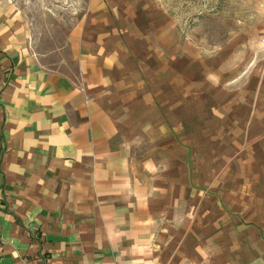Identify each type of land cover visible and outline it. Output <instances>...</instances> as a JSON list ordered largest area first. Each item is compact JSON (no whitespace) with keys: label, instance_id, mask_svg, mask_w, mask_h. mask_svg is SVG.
Returning a JSON list of instances; mask_svg holds the SVG:
<instances>
[{"label":"crops","instance_id":"0c3cea01","mask_svg":"<svg viewBox=\"0 0 264 264\" xmlns=\"http://www.w3.org/2000/svg\"><path fill=\"white\" fill-rule=\"evenodd\" d=\"M91 2L88 18L104 17ZM88 20L71 53L47 63L0 0V264H264L261 86L224 121L195 100L197 133L210 141L195 190L189 175L176 180L173 136L157 134L166 112L129 55V34Z\"/></svg>","mask_w":264,"mask_h":264},{"label":"rangeland","instance_id":"374dc122","mask_svg":"<svg viewBox=\"0 0 264 264\" xmlns=\"http://www.w3.org/2000/svg\"><path fill=\"white\" fill-rule=\"evenodd\" d=\"M1 1L26 21L33 44L47 63L71 53L72 32L88 19L97 24L103 18L104 25L117 29L123 39L121 30L126 31L129 55L146 65L147 78L143 80L154 91L156 105L166 112L162 115L166 131L157 134L173 136L180 170L176 180L187 181L189 175L195 190L205 179L200 164L210 147L209 137L197 133L200 121L197 123L195 116V100L200 101V110L213 104L224 121L233 114L232 103L249 102L260 86V96L264 94V0H99L106 15L92 19L88 18L91 0ZM210 116L209 112V119L204 120H214ZM222 127H226L223 122ZM215 128L209 122L205 131ZM145 138L139 150L147 154L151 144ZM222 140L224 157L231 154L228 160H234L237 149L232 138ZM158 149L164 150L161 138ZM214 169L211 164L207 178L214 175ZM178 186V191H183L184 185ZM183 202L179 203L180 212L185 211ZM197 207L194 204L190 210L197 211Z\"/></svg>","mask_w":264,"mask_h":264}]
</instances>
